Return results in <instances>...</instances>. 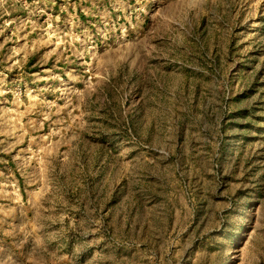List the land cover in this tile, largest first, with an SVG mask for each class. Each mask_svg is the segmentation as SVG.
Segmentation results:
<instances>
[{
    "label": "rangeland",
    "instance_id": "1",
    "mask_svg": "<svg viewBox=\"0 0 264 264\" xmlns=\"http://www.w3.org/2000/svg\"><path fill=\"white\" fill-rule=\"evenodd\" d=\"M0 264H264V0H0Z\"/></svg>",
    "mask_w": 264,
    "mask_h": 264
}]
</instances>
